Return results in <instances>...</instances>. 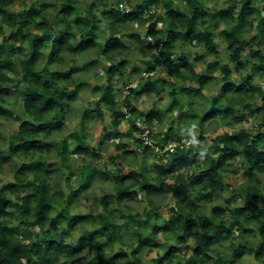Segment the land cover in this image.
Wrapping results in <instances>:
<instances>
[{"label": "clouds", "instance_id": "9594fccd", "mask_svg": "<svg viewBox=\"0 0 264 264\" xmlns=\"http://www.w3.org/2000/svg\"><path fill=\"white\" fill-rule=\"evenodd\" d=\"M0 264H264V0H0Z\"/></svg>", "mask_w": 264, "mask_h": 264}]
</instances>
